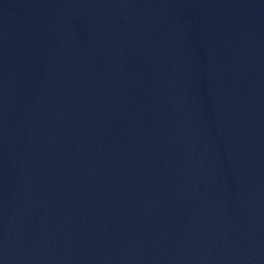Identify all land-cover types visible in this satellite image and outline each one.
Segmentation results:
<instances>
[{
	"label": "water",
	"instance_id": "1",
	"mask_svg": "<svg viewBox=\"0 0 264 264\" xmlns=\"http://www.w3.org/2000/svg\"><path fill=\"white\" fill-rule=\"evenodd\" d=\"M0 264H264V0H0Z\"/></svg>",
	"mask_w": 264,
	"mask_h": 264
}]
</instances>
